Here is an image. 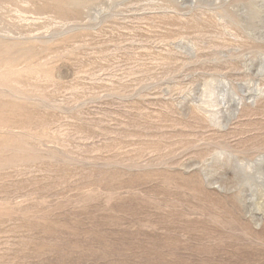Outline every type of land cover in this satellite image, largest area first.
Wrapping results in <instances>:
<instances>
[{
    "label": "rangeland",
    "instance_id": "1",
    "mask_svg": "<svg viewBox=\"0 0 264 264\" xmlns=\"http://www.w3.org/2000/svg\"><path fill=\"white\" fill-rule=\"evenodd\" d=\"M0 264H264V0H0Z\"/></svg>",
    "mask_w": 264,
    "mask_h": 264
}]
</instances>
